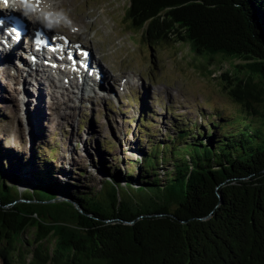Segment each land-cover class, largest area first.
Returning <instances> with one entry per match:
<instances>
[{"label":"trees","instance_id":"1","mask_svg":"<svg viewBox=\"0 0 264 264\" xmlns=\"http://www.w3.org/2000/svg\"><path fill=\"white\" fill-rule=\"evenodd\" d=\"M124 18L152 48L184 43L207 60H245L241 71L220 77L238 115L220 111L198 127L173 115L158 139L141 112L143 122L131 131L138 159L121 171L92 158L104 174L99 187L58 169L41 144L26 161H12L15 153L1 146L0 205L25 201L0 211V258L264 264V0H129ZM27 227L34 229L31 243L22 236Z\"/></svg>","mask_w":264,"mask_h":264},{"label":"rangeland","instance_id":"2","mask_svg":"<svg viewBox=\"0 0 264 264\" xmlns=\"http://www.w3.org/2000/svg\"><path fill=\"white\" fill-rule=\"evenodd\" d=\"M52 3L79 30L45 17L35 18L38 22L35 24L57 29L71 43L80 42L84 48H92L94 54L100 55V51L106 57L104 66L112 77L103 83V91H97V97L91 99L93 93L86 91L81 95L77 89L71 93L54 87V92L49 94L46 83L38 84L43 79L23 82L19 76L12 75L9 66L3 69L0 65V147L15 153L12 161L21 160L18 155L26 161L35 144H41L44 154L52 150V163L58 169L68 170L74 176L81 174L84 185L99 187L104 174L95 169L92 158L96 161L105 158L108 166L121 171L138 159L133 150L137 140L131 132L143 122L137 120L139 108L134 110L138 97L144 100L142 108H149L146 120L142 118L143 124L148 126V121L149 126L158 129L155 133L158 139L162 138L163 127L171 123L172 115H166L170 112L197 127L203 120L218 116L220 111L227 116L238 115L239 105L222 88L220 77L225 72L241 71L237 66L245 60L220 55L207 60L195 55L184 43L150 47L143 41L141 31L132 30L124 18L129 0H53ZM26 11L31 18L35 17V13ZM21 46L23 50V43ZM128 75L135 77L122 90L115 81ZM142 140L141 145L147 150L148 141ZM96 143L102 151L95 150ZM18 189L23 191L24 186ZM22 236L31 243L30 231ZM0 264H4L1 258Z\"/></svg>","mask_w":264,"mask_h":264},{"label":"bare ground","instance_id":"3","mask_svg":"<svg viewBox=\"0 0 264 264\" xmlns=\"http://www.w3.org/2000/svg\"><path fill=\"white\" fill-rule=\"evenodd\" d=\"M15 2L20 6H22V3H24L25 10H29L30 12L36 14L35 17H30L29 20L31 22H35V18L39 19L40 17H45L49 20L56 19L62 22H66L72 27H75L77 28V30H79V26L76 23L72 22V20L66 15H62L58 11V9L54 7L52 3L53 0H26V2L25 0H15ZM2 32H4V30ZM2 32L0 33V65L3 66V69L9 66L8 69L11 68L13 71L12 75L14 74L15 77L19 76L20 79L23 80V82L27 81L31 83V80L36 81L43 79L41 81H38V84L44 85V83H46L49 94L53 93L55 88L71 93H76L75 91H73V89H77L79 91V94L81 95L84 94L86 91H88L90 94L93 93L92 95H90V98L93 99L97 97V91H103V83L108 82L109 78L111 79L112 77V74L108 75V73H110V70L108 71V69H106L105 66L101 65L100 63L93 65V69L91 70L90 74L91 76L88 75L87 71H84V73L82 72V74L79 76L72 74L71 71H73V65H70V63L69 67L71 69H65V72H63L61 69H56V67H47V65L44 66L37 57H35L34 61L26 57L25 55L33 54L34 52L29 51L27 53L26 50H22L21 44L18 42H12L14 41L12 40V38H8L5 42H3ZM60 45L62 46V43H60ZM26 47H28V45H26ZM74 67L78 68L79 65L76 63ZM130 78L131 76L129 75L127 78H121L125 81L123 82L125 86L130 83ZM52 90L53 92H51ZM37 91L39 94V90ZM42 96L44 97V95ZM53 96L55 100L58 99L56 94Z\"/></svg>","mask_w":264,"mask_h":264},{"label":"water","instance_id":"4","mask_svg":"<svg viewBox=\"0 0 264 264\" xmlns=\"http://www.w3.org/2000/svg\"><path fill=\"white\" fill-rule=\"evenodd\" d=\"M18 190H19V191H22V190H20V189H18ZM24 201H25V200H23V199H19V200H17V201L11 202L10 204L0 205V211L6 213L7 211H10L11 207L14 206L16 203H20V202H24ZM10 212H11V211H10ZM22 216L27 217L28 215H27V214H24V215H22ZM30 216H31L32 218H37V215L34 214V213L31 214ZM33 230H34V229H31V227H27V228L25 229V231L23 232V234L26 233L27 231H30V232L32 233Z\"/></svg>","mask_w":264,"mask_h":264},{"label":"snow or ice","instance_id":"5","mask_svg":"<svg viewBox=\"0 0 264 264\" xmlns=\"http://www.w3.org/2000/svg\"><path fill=\"white\" fill-rule=\"evenodd\" d=\"M7 2H8V0H4V3H5V4H7ZM25 2H26V0H25Z\"/></svg>","mask_w":264,"mask_h":264}]
</instances>
